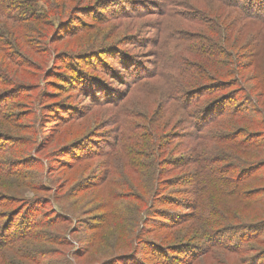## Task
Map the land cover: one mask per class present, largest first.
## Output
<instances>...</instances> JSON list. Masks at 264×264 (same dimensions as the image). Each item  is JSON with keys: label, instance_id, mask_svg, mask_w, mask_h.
<instances>
[{"label": "rangeland", "instance_id": "rangeland-1", "mask_svg": "<svg viewBox=\"0 0 264 264\" xmlns=\"http://www.w3.org/2000/svg\"><path fill=\"white\" fill-rule=\"evenodd\" d=\"M77 1L51 0L55 15L38 23L0 17V236L13 213L0 264H264V14ZM219 31L246 67L213 97L225 116L193 141V119L159 94L169 79L149 97L131 75L146 80L159 55L178 61L194 34ZM68 56L86 63L74 71ZM76 74L90 87L69 85Z\"/></svg>", "mask_w": 264, "mask_h": 264}, {"label": "trees", "instance_id": "trees-1", "mask_svg": "<svg viewBox=\"0 0 264 264\" xmlns=\"http://www.w3.org/2000/svg\"><path fill=\"white\" fill-rule=\"evenodd\" d=\"M93 1L96 2L95 4L103 2V0ZM217 1H219L221 5L227 9V14H225V16L236 13L239 19L245 21V23L246 21L260 20V15L264 14V0ZM69 2L70 0H63L65 6L66 4H69ZM77 2V0H74L73 4L76 5ZM39 4H41V6H39ZM61 5L62 4H60V6ZM118 6H120V4H118ZM44 8L47 9L48 12H43ZM62 8L64 9L63 6ZM41 13H44V15H42ZM55 13L56 12L51 4V0H0V17L7 18L8 20L11 19L19 24L34 22L38 23L41 20L45 19V16L52 17L55 15ZM202 15V18H199L200 20L195 18V21L198 25L205 26L206 18L204 14ZM209 22H211L212 26H215V28L219 27L218 22H216L215 19H210ZM217 35V38L213 41L201 37L199 33L194 34L192 38L190 36V38L188 37L189 39L187 38L188 40H186V43H189V49H184V52L182 54L183 56L179 59L181 61V67L183 70H179V60L177 61L174 60L173 57H167L164 63L162 62V56L159 55L157 64L153 66L154 70L152 72H147L149 74L147 75L146 80V76L142 75L141 73L139 75H131V78H134L133 84L135 86L133 87V85H130V90L132 88L141 90L143 94L149 95V97L155 95V89L151 91L153 85L151 82H154V80L157 79H160L161 81L163 80L164 82L165 79H169L167 82H164L163 87L159 89V94L161 93V96H165L171 102H175L177 107H179V109H181L187 115L189 122L190 119H193L195 127V130L193 132L195 136L192 138L193 141L200 139V134H202L206 128L207 129L204 132H206L210 128L213 129V126L218 123V120L220 118L222 119L225 116L228 103L223 102L221 98L213 97L225 90L224 88L228 87L229 85H232V87H240V83H238L239 81L236 78H239L242 75L241 71H243V68L246 67L244 66V63L240 62L238 59L233 58V55L231 54V52H229L228 45H225V40L223 39L220 31L217 32ZM160 42L161 41L158 40L157 45H159ZM75 57L76 56H68V59L66 58L65 60L67 62H70L71 66L74 68V71H79V65L86 62L80 60V56H77V59ZM75 59L77 61H75ZM129 66L134 67L135 64ZM177 69V73L174 74ZM214 69H218V72H215ZM173 75L175 77L171 79ZM217 75H219V77L225 76L227 78L220 80ZM81 77L82 76L80 74H76L75 76H73V78H71L68 84L72 86H75V84H83L84 86L86 85V87H90V85L87 83L88 79H84L83 77ZM60 78H62V76ZM206 81H209L208 83L211 84H207ZM211 85L213 87H211ZM157 95L158 92L156 96ZM203 103L204 105H206V107L204 109H200L199 107ZM194 107L196 109L191 114L190 109L193 110ZM205 118L209 119L205 121ZM203 139L205 138L203 137L201 140ZM253 145H256L255 140H253ZM151 155L152 149L150 148V158ZM181 160H183V158H181ZM193 162L199 165L198 161ZM198 194L201 195V193ZM168 199H170V203L173 205H178V203L180 202L177 199L172 198L171 196L168 197ZM179 206L183 207L181 205ZM191 215L192 214H184L182 216L184 218H189ZM4 217H6V222H3L2 227V231H4V233L0 236V238L12 241V238H10V235H8L9 232L7 231H9L10 229L8 225L12 219L11 217H13V213L6 214L3 216V218ZM51 221L52 219H50L49 222L44 223L43 226L51 227ZM31 223L32 222H29V224H27V227H30ZM183 223H186V221L182 222V224ZM180 225L181 223H177L173 224L172 227L177 228ZM37 227L41 228V226ZM31 235L32 234H26L27 237ZM32 238L33 237H31L30 239ZM3 247L5 246H0V249H3ZM159 249V253H162L163 250L161 248ZM2 251L3 250H1V252ZM156 255L159 254L156 253ZM126 260L127 259H123L119 260L118 262L121 264H126V262H124ZM12 263L15 262L7 261V264ZM163 264H165V262ZM167 264L172 263L167 262Z\"/></svg>", "mask_w": 264, "mask_h": 264}]
</instances>
